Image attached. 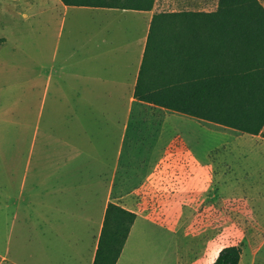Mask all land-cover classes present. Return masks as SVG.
<instances>
[{
  "label": "rangeland",
  "instance_id": "rangeland-1",
  "mask_svg": "<svg viewBox=\"0 0 264 264\" xmlns=\"http://www.w3.org/2000/svg\"><path fill=\"white\" fill-rule=\"evenodd\" d=\"M35 1L0 0V264H59L104 191L151 223L120 264H212L229 245L242 248L239 264H262L259 196L212 178L258 170L262 137L138 101L123 105L124 119L105 113L103 90L83 88L82 36L43 33L22 17ZM200 159L218 166L194 167Z\"/></svg>",
  "mask_w": 264,
  "mask_h": 264
},
{
  "label": "trees",
  "instance_id": "trees-1",
  "mask_svg": "<svg viewBox=\"0 0 264 264\" xmlns=\"http://www.w3.org/2000/svg\"><path fill=\"white\" fill-rule=\"evenodd\" d=\"M70 6L150 10L155 0H60ZM134 98L264 137V8L259 0H218L211 12L158 13ZM136 214L108 202L93 264H116ZM223 247L212 264H239Z\"/></svg>",
  "mask_w": 264,
  "mask_h": 264
},
{
  "label": "crops",
  "instance_id": "crops-1",
  "mask_svg": "<svg viewBox=\"0 0 264 264\" xmlns=\"http://www.w3.org/2000/svg\"><path fill=\"white\" fill-rule=\"evenodd\" d=\"M260 1L262 3V0ZM214 3L217 8L218 0H162L161 4H157L155 0L150 10H134L92 6H70L65 5L60 0H36L33 5L25 10V13L19 12L18 14H14L15 12L10 9V6H14L15 4L9 2L7 10L13 12V14L17 16L23 13L22 17L30 16L40 19L39 21L43 23V33H46L47 30L51 28V35L54 34V36H82L81 57L83 66V88L88 90H103L101 94L108 100L105 101V103L108 104V108L103 111H105V113L110 112V114L119 115L121 119H124L122 115L123 105H126L129 101L142 102L134 98V89L137 84L154 15L158 13H178L183 11L211 12L216 9H212ZM183 6H186L187 9H180L183 8ZM31 8L34 9V12L30 11ZM46 73V71H41L39 76L45 77L48 80L49 75L48 73L46 75ZM34 83L36 86L37 81L35 80ZM92 107L93 105L90 103L87 105L89 110H91ZM123 127L124 123L122 125V132ZM126 127L127 126H125V129ZM157 146H160V149L165 151L163 146ZM252 152L255 153L254 156H257V164L259 165L258 170L255 168V170L251 169L249 172H244L242 169H238L227 175H225L224 172L219 174L212 172V178L215 179L216 183L221 179L224 180L225 183L233 182L237 185L247 184L250 186L247 190H254L255 195H257V197L259 196L261 203L258 211L261 213H259L260 216H262L263 255L264 137H262V146H258V148L254 149ZM152 162L154 163L151 167H149V162H146L144 165L149 168H171L172 166L187 168L186 164L181 165L179 161L169 163ZM192 165L200 169H208V166H210L211 169H215L218 166L215 161L201 159L196 161V164L193 162ZM257 185H261L260 191L256 187ZM91 191L92 193L93 191L94 193L96 192L93 189H91ZM243 192L245 191L243 190ZM241 198H245V201L248 202L252 200V198L247 197L245 193L242 194ZM10 201L16 200L10 197ZM109 202L116 203L136 214V219L131 226L128 238L116 262V264H120L122 259L127 256L126 249L130 241L135 238L139 229L145 223L150 222L144 213L130 206L129 203L120 202L119 200ZM107 204L106 193L104 191L103 198L96 207V212L88 210L82 216V222L84 226H87V229L84 231V236L76 237L74 241H71L69 244L71 251L62 254L59 264H93ZM262 264H264V260H262Z\"/></svg>",
  "mask_w": 264,
  "mask_h": 264
}]
</instances>
